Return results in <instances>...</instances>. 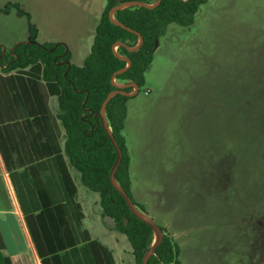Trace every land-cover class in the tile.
I'll list each match as a JSON object with an SVG mask.
<instances>
[{"label": "rangeland", "instance_id": "obj_1", "mask_svg": "<svg viewBox=\"0 0 264 264\" xmlns=\"http://www.w3.org/2000/svg\"><path fill=\"white\" fill-rule=\"evenodd\" d=\"M14 3L31 15L38 43H62L83 65L106 0H0L5 48L29 38L26 17L2 11ZM123 135L131 195L179 245L182 264H264V0H209L191 27L170 24ZM72 174L84 229L118 264H135L99 195Z\"/></svg>", "mask_w": 264, "mask_h": 264}, {"label": "trees", "instance_id": "obj_2", "mask_svg": "<svg viewBox=\"0 0 264 264\" xmlns=\"http://www.w3.org/2000/svg\"><path fill=\"white\" fill-rule=\"evenodd\" d=\"M133 1L153 5L157 0H106L91 52L82 66L71 63V52L64 44L38 43L31 15L19 3L7 4L2 10L8 14L15 9L19 16L26 17L29 38L5 50L0 45V152L10 173L14 153L27 152L28 162H38L28 170L36 177V199L27 198L26 202L12 174L11 178L42 264H116L113 253L82 230L84 213L76 200L78 191L69 165L80 174L81 183L99 195L102 217L110 219L113 229L126 237L135 264H142L143 256L155 243L151 226L131 213L110 179L117 152L102 125L100 111L112 93H132L131 83L138 86L137 94L142 91L169 25L191 27L201 6L209 0H162L155 8L131 6L117 11L115 20L135 32L109 18L113 7ZM139 35L143 42L130 51L139 44ZM127 59L131 65L118 73L128 66ZM120 85L125 87L121 89ZM137 94L113 95L105 116L123 154L115 182L148 216L131 195V157L123 135L128 102ZM51 98L57 100L54 115ZM47 166L56 177L44 183L39 180L40 173ZM159 227L163 240L148 264H182L179 245L164 227ZM0 264H13L5 253L1 233Z\"/></svg>", "mask_w": 264, "mask_h": 264}, {"label": "crops", "instance_id": "obj_3", "mask_svg": "<svg viewBox=\"0 0 264 264\" xmlns=\"http://www.w3.org/2000/svg\"><path fill=\"white\" fill-rule=\"evenodd\" d=\"M67 50L69 49L67 48ZM52 113L54 115L56 114V111L52 110ZM62 135L63 131L61 130V137ZM28 159L29 157L27 156V152L26 154L23 152H21V154L14 153L12 161V172L10 173L5 166V162L0 152V233L5 244V253L11 259L13 264H42V259L37 250L35 241L33 240V237L31 235L28 221L21 208L17 189L11 178L12 174V176L14 177V182H16L18 186L22 198L26 202H28L27 198L36 199L35 197H33V195H36L38 193L34 183L36 177L34 174H30L28 170L35 164H38V162L35 161L34 163H30L28 162ZM130 164L132 165V162ZM72 169L74 168L69 165V171L75 182L74 176L72 174ZM54 177H56L55 173L50 171L49 166H47V170L40 173L39 180H42L44 183H46L48 182V180H52ZM77 191L79 192L78 188ZM82 194L84 199H88L89 192L83 190ZM82 209L84 213L83 206ZM84 220L82 230L88 232L87 229H84ZM31 222L32 226L35 228L33 220H31ZM90 238L91 240L97 241L101 245L108 248L113 253L115 263L118 264L114 252L109 247V245L99 242L97 239L91 237V235ZM82 246L83 245H79L78 247L80 248ZM79 263H81V261H79Z\"/></svg>", "mask_w": 264, "mask_h": 264}, {"label": "water", "instance_id": "obj_4", "mask_svg": "<svg viewBox=\"0 0 264 264\" xmlns=\"http://www.w3.org/2000/svg\"><path fill=\"white\" fill-rule=\"evenodd\" d=\"M162 0H157L153 5H147V4H144V3H141V2H138V1H133V2H125V3H122V4H118L116 5L115 7H113L110 11H109V18L110 20L115 23L116 25H119L121 26L122 28L124 29H127L129 31H132V32H135L134 30L126 27L124 24L118 22L115 20V13L119 10H122L124 8H127V7H131V6H139V7H148V8H155L157 7L160 3H161ZM143 42V38L139 35V44L135 47V48H129L130 51H135L137 50L141 43ZM117 45H123L122 43H118ZM6 48L3 46V50H5ZM127 63H128V66L121 70L120 72L118 73H123L125 72L128 67L131 65V61L130 60H126ZM130 87L133 88V92L132 93H126L124 91H116L114 93H112L108 98L107 100L104 102V104L102 105V108H101V111H100V118H101V122H102V125L109 137V139L111 140L112 144L114 145L115 147V150L117 152V161L115 163V165L113 166L112 170H111V173H110V179L111 181L113 182L114 186L116 187L117 191L123 196V198L125 199L130 211L132 214H134L135 216H137L139 219H141L142 221L146 222L148 225L151 226V228L153 229L155 235L157 236V239L155 240V243L153 245L152 248H150L146 253L145 255L143 256V259H142V264H148L149 263V260L150 258L155 254V250H156V247L158 245H160V243L162 242L163 240V232L162 230L160 229V227L149 217H147L145 214H143L138 208L137 206L134 204L133 200L130 198V196L115 182V173L122 161V157H123V154H122V151L119 147V144L117 143L115 137L113 136V133L108 125V122H107V119H106V116H105V110H106V106L109 102V100L113 97V95L115 94H122V95H125V96H133L135 94H137L138 92V86L134 83H131L129 84ZM121 89H123L125 87V85H120L119 86Z\"/></svg>", "mask_w": 264, "mask_h": 264}]
</instances>
